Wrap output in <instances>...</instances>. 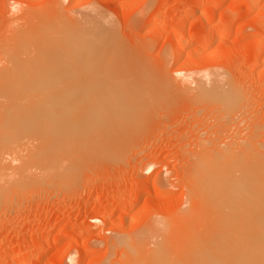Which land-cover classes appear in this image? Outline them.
Listing matches in <instances>:
<instances>
[{
	"label": "rangeland",
	"instance_id": "obj_1",
	"mask_svg": "<svg viewBox=\"0 0 264 264\" xmlns=\"http://www.w3.org/2000/svg\"><path fill=\"white\" fill-rule=\"evenodd\" d=\"M95 10L105 16L78 30L112 22L130 46L151 41L145 55L168 81L148 114L115 134L108 115H6L1 89L0 264H126L129 245L167 250L200 152L251 139L264 154V0H0V70L13 46L21 63L45 57L59 25Z\"/></svg>",
	"mask_w": 264,
	"mask_h": 264
},
{
	"label": "bare ground",
	"instance_id": "obj_2",
	"mask_svg": "<svg viewBox=\"0 0 264 264\" xmlns=\"http://www.w3.org/2000/svg\"><path fill=\"white\" fill-rule=\"evenodd\" d=\"M105 13L84 12L80 19L70 17L71 21L69 17L61 21L59 18L61 24L68 19L76 29L69 24H64L69 29L59 25L62 35L45 57H29L21 63L17 48L11 44L12 64L0 70V91L5 89L4 95L12 97H8L11 101L6 115H108L107 132L115 134L128 131V125H136L131 115L148 114L150 103L161 91L159 82L167 83V77L161 69L157 74V67L153 69L156 64L152 67L145 55L151 49V41L136 39L130 46L120 38L112 22L89 31L81 27L78 30L77 25L84 20L103 18ZM227 32L224 28L214 40L218 44L224 42ZM23 35L16 33L15 42ZM159 75H164V81ZM40 84L45 86L41 88ZM22 97L27 98L25 103L21 102ZM125 115H129L128 119ZM254 148L252 140L246 139L238 149L220 150V155L210 148L200 152L186 179L190 205L171 225L172 234L165 235L167 239L171 237L169 249L174 256L170 258L169 252L165 257L166 247L157 249V240L149 255L143 251L144 256L139 247L129 249L130 245H126L129 251L125 263L264 264V154ZM138 199L135 195L131 202Z\"/></svg>",
	"mask_w": 264,
	"mask_h": 264
}]
</instances>
